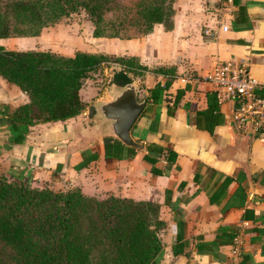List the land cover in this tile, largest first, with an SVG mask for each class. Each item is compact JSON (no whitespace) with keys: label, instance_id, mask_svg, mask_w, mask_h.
<instances>
[{"label":"crops","instance_id":"0c3cea01","mask_svg":"<svg viewBox=\"0 0 264 264\" xmlns=\"http://www.w3.org/2000/svg\"><path fill=\"white\" fill-rule=\"evenodd\" d=\"M174 8L172 29L155 23L147 34L104 37L96 50L135 56L148 67L134 81L146 102L130 129L141 148L130 154L122 143L118 156L106 155L105 144L119 140L95 110L98 98L81 89L83 111L35 123L22 143L8 142L0 111V170L38 187L158 202L166 226L157 264H264V133L237 128L233 103L219 102L205 79L233 58L264 84V0H175ZM27 101L0 76L1 110Z\"/></svg>","mask_w":264,"mask_h":264},{"label":"trees","instance_id":"16d2710c","mask_svg":"<svg viewBox=\"0 0 264 264\" xmlns=\"http://www.w3.org/2000/svg\"><path fill=\"white\" fill-rule=\"evenodd\" d=\"M174 2L0 0V38L39 34L43 27L81 9L89 14L97 37L147 34L155 23L170 30ZM111 57L105 52L78 50L64 55L0 44V76L28 96L27 102L16 107L0 108L9 130L8 142L22 143L35 123L66 119L83 111L87 105L81 96L84 83ZM115 57L125 60L124 55ZM129 59L132 62L125 63L127 67L148 69L136 63L137 57ZM165 69L171 71L164 66L157 70ZM131 81L122 67L114 70L110 83L123 86ZM167 85L165 82L164 87ZM121 146L120 141L115 146L105 144L106 155L118 156ZM110 147L115 149L110 151ZM127 148L130 154L135 150ZM145 158L154 161L147 154ZM165 226L158 202L113 194L96 197L78 186L38 187L25 176L12 179L0 170V264H157L163 253L160 233Z\"/></svg>","mask_w":264,"mask_h":264},{"label":"rangeland","instance_id":"374dc122","mask_svg":"<svg viewBox=\"0 0 264 264\" xmlns=\"http://www.w3.org/2000/svg\"><path fill=\"white\" fill-rule=\"evenodd\" d=\"M107 16L111 17L112 15L109 13ZM93 29L94 25L89 14L84 9H81L43 27L39 34L13 35L0 38V44L9 49H30L36 46L37 48L49 49L64 55H73L78 50L96 52V50H101L102 42L106 38H104L105 36H94ZM109 54L112 57L107 61V65L88 78L82 88L83 96H88L90 99L98 98L96 102L110 97L109 90L115 87L110 83L109 78L114 70L125 68L132 81H135L144 73L141 67L129 68L125 65V63L132 62L129 59L130 55H124L125 60H119L115 56L123 55ZM136 63L143 65L139 60H136ZM139 99L141 98L139 97Z\"/></svg>","mask_w":264,"mask_h":264},{"label":"built area","instance_id":"2783aa9c","mask_svg":"<svg viewBox=\"0 0 264 264\" xmlns=\"http://www.w3.org/2000/svg\"><path fill=\"white\" fill-rule=\"evenodd\" d=\"M219 102H232L231 118L237 128L264 133V84L249 71L247 62L237 59L219 61L206 74ZM238 243L241 242L236 238Z\"/></svg>","mask_w":264,"mask_h":264},{"label":"water","instance_id":"95a60500","mask_svg":"<svg viewBox=\"0 0 264 264\" xmlns=\"http://www.w3.org/2000/svg\"><path fill=\"white\" fill-rule=\"evenodd\" d=\"M112 85L115 88L109 90L110 97L97 102L95 110L108 121L110 131L121 143L141 148L132 139L130 129L146 102L138 99V86L134 81L123 86Z\"/></svg>","mask_w":264,"mask_h":264}]
</instances>
